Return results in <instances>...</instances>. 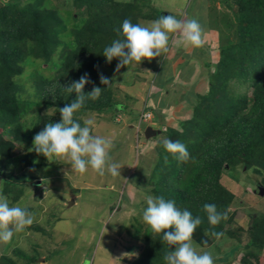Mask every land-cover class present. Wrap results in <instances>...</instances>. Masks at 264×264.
<instances>
[{
	"label": "rangeland",
	"instance_id": "1",
	"mask_svg": "<svg viewBox=\"0 0 264 264\" xmlns=\"http://www.w3.org/2000/svg\"><path fill=\"white\" fill-rule=\"evenodd\" d=\"M35 1L38 0H23L21 6ZM81 1L45 0L43 4L62 14L65 28L60 29L59 39L65 45L72 44L69 52L76 47L73 46L74 31L89 17L86 7L79 5ZM15 3L16 0H0V7ZM128 4L133 7L126 8L125 12L124 5ZM114 5L118 6L111 12ZM100 12L106 17L125 13L129 20L145 26L162 15L196 18L204 29L206 43L196 49L181 36L173 35L168 53L151 62L130 65L129 71L122 67L117 72L119 61L113 59L109 63L103 55L96 64L97 60L90 61L96 68L97 78L93 83L102 92L111 91L113 102L101 112L80 110L75 118L81 126L91 118L92 134L111 141L112 160L122 166L120 177L107 173L99 176L91 168L81 175L73 172L69 163L55 158L48 161L33 150L38 119L42 116L61 119L59 108L45 104L36 94L35 84L57 76L56 67L61 64L60 52L64 45L59 47L52 63L37 61L26 65L23 76L16 80L18 99L30 101L23 108L25 113L21 118L25 139L16 142L10 159L0 157V193L8 197L11 205L19 204L34 212L36 218L24 232L14 234L10 242L0 243V264H8L10 260L14 264H136L148 248L145 234L149 226L143 222L142 215L147 196H153L156 188L153 172L162 158L172 157L165 150L164 141L174 139L175 131L187 137L189 126L184 124L193 118L199 97L207 95L210 86L216 83L212 74L220 59V49L225 47V41L238 42L240 11L232 0H113ZM146 17L151 18L146 20ZM115 28L121 30L122 23ZM96 54L99 55L96 51L90 52V55ZM207 63L211 66L206 67ZM101 75L109 78V86L100 83ZM228 93L232 97L246 95L249 99L239 121L241 127L237 128L239 134H245L258 122L256 115H251L254 88L238 86L234 81ZM144 109L154 113L153 121L147 123L156 131L149 138L145 130L141 133L137 130ZM255 135L257 138L258 132ZM189 136L193 138H187V150L199 138L195 132ZM244 162L239 159L232 169L224 166L221 172L220 183L234 196L228 212L232 222L224 228L228 232L218 240L210 236L211 243L206 248L194 240L199 251L212 254L214 264H241L246 251L242 249L235 255L231 252L249 240L253 218L264 223V164L256 161L248 167ZM188 174L183 184L194 178ZM6 186L12 188L11 193H5ZM72 201L74 204L70 206ZM252 263L264 264V251ZM158 264L166 261L163 259Z\"/></svg>",
	"mask_w": 264,
	"mask_h": 264
},
{
	"label": "trees",
	"instance_id": "2",
	"mask_svg": "<svg viewBox=\"0 0 264 264\" xmlns=\"http://www.w3.org/2000/svg\"><path fill=\"white\" fill-rule=\"evenodd\" d=\"M22 1L16 0L15 4L0 7V157L7 159L11 158L16 142H23L25 139L21 118L25 113L23 108L29 105L30 101L18 99L16 80L23 76L26 65L37 61L52 63L55 53L64 45L60 52L61 64L56 67L57 76L52 80L36 81L35 84L36 94L45 104L63 108L65 104H70L76 99L75 92L69 94L64 88L73 81H78L81 76L87 74L92 83L91 86L89 83L85 85V95L91 93L93 87H98V84L93 83L97 78L94 75L96 68L90 61L97 60L94 64L98 63L104 46H110L115 39H123L120 28L115 27L128 19L125 13L106 17L100 12V9L113 0L78 2L80 6L86 7L89 17L74 31L73 46H76V50L69 52L72 44L65 45L59 39L60 29L65 28L60 11L44 6L45 0L30 2L24 7L21 6ZM232 1L240 11L237 15L238 42H224L225 47L220 49V59L215 73L212 74L216 83L210 86L207 95L199 97L193 118L184 124L189 126L187 135L186 129L184 131L187 137L184 138V135L175 131L172 139L188 146L187 138H193L189 135L195 132L199 137L197 144L188 148L190 159L187 162H178L173 156L169 159L162 158L152 175V179H157L153 196L173 200L178 208L187 209L194 218H201L202 223L197 227L193 239L204 248L211 243L209 233L216 231L225 234L227 230L224 228L232 222L228 212L234 196L220 183L224 166L232 169L239 159H244V164L248 167H252L256 161L260 162V165L264 164V0ZM116 6L118 5L112 7L111 12ZM124 7L126 12V8L132 9L133 5ZM147 18L151 17L144 19L148 20ZM92 51L99 55H90ZM210 66L206 64V67ZM234 81H237L238 86L241 84L254 88L251 115L255 114L258 122L245 134H239L237 128L241 127L239 121L243 117L242 113L248 108L249 99L246 95L232 97L233 94L228 93L230 84ZM112 98V92L105 90L98 99L86 98L81 110L104 111L111 107ZM144 111L152 112L149 109ZM60 121L61 119L53 117H40L34 136L42 131L46 124ZM193 125L200 128L192 127ZM175 166L176 168H173ZM186 173L194 178L183 184ZM11 190L10 186H6L5 193L9 194ZM19 197L20 194L16 195L14 200ZM207 203L215 204L220 212H227V220H222L218 226H211L203 210ZM144 206L146 209L147 204ZM35 228L39 230L38 227ZM146 231L145 238L149 249L145 248L144 254L136 264L161 263L169 246L162 241V236L153 234L150 228ZM249 232L247 243L237 246L231 252L235 255L242 249L246 251L241 264H253L252 259L259 260L264 251V223L258 218H253ZM8 264L14 263L10 260Z\"/></svg>",
	"mask_w": 264,
	"mask_h": 264
},
{
	"label": "clouds",
	"instance_id": "3",
	"mask_svg": "<svg viewBox=\"0 0 264 264\" xmlns=\"http://www.w3.org/2000/svg\"><path fill=\"white\" fill-rule=\"evenodd\" d=\"M120 31L123 39H115L103 50L107 62L111 63L113 59L119 61L117 72L122 67H127L129 71L130 65L135 67L145 60L151 62L168 53L170 37L173 35L181 36L196 49L203 48L206 43L204 29L196 18L177 19L173 15H162L148 22L147 26L125 19ZM88 83L90 80L85 74L64 88L69 94L75 92L76 99L58 109L60 122L46 124L34 136L33 150L48 161L55 158L69 163L72 171L81 175L91 168L99 176L107 173L120 177L122 166L112 160L110 152L114 145L111 141L92 134L94 121L91 118L84 120V126L75 118L86 98L98 99L102 92L101 88L93 87L91 93L85 95L83 90ZM100 83L109 86L110 80L101 75ZM144 112L147 111L143 110L142 114ZM163 146L178 162L190 159L186 145L180 141L166 139ZM146 200L147 207L143 211L142 220L153 234L162 236V241L169 246L164 256L166 264H214L212 254L199 251V245L193 239L197 227L202 223L200 217L194 218L190 211L178 208L175 201L166 200L163 196L149 195ZM203 210L207 214L208 223L213 227L228 218L227 212L218 211L212 203L205 204ZM35 218L34 212L19 204L11 205L8 197L0 193V243L10 242L14 234L24 232L34 223ZM209 234L217 240L224 235L216 231Z\"/></svg>",
	"mask_w": 264,
	"mask_h": 264
},
{
	"label": "built area",
	"instance_id": "4",
	"mask_svg": "<svg viewBox=\"0 0 264 264\" xmlns=\"http://www.w3.org/2000/svg\"><path fill=\"white\" fill-rule=\"evenodd\" d=\"M151 120V122L153 121V115L151 112H144L141 117H140V122H139V127H138V132H142L143 130H145L150 124H148L147 122ZM143 125H146L145 129H143Z\"/></svg>",
	"mask_w": 264,
	"mask_h": 264
},
{
	"label": "water",
	"instance_id": "5",
	"mask_svg": "<svg viewBox=\"0 0 264 264\" xmlns=\"http://www.w3.org/2000/svg\"><path fill=\"white\" fill-rule=\"evenodd\" d=\"M155 129L152 128V127H148L146 132H145V135L147 138H149L150 136H154L155 135ZM262 195H264V192H262ZM74 204V202H70V206H72Z\"/></svg>",
	"mask_w": 264,
	"mask_h": 264
},
{
	"label": "crops",
	"instance_id": "6",
	"mask_svg": "<svg viewBox=\"0 0 264 264\" xmlns=\"http://www.w3.org/2000/svg\"><path fill=\"white\" fill-rule=\"evenodd\" d=\"M133 127V123L132 122H130V124H129V128L131 129ZM157 129V128H156Z\"/></svg>",
	"mask_w": 264,
	"mask_h": 264
}]
</instances>
